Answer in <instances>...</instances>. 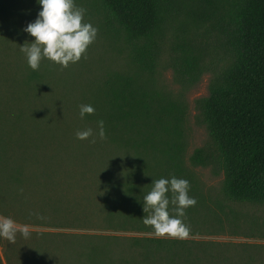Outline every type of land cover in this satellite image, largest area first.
Listing matches in <instances>:
<instances>
[{
	"label": "rangeland",
	"instance_id": "374dc122",
	"mask_svg": "<svg viewBox=\"0 0 264 264\" xmlns=\"http://www.w3.org/2000/svg\"><path fill=\"white\" fill-rule=\"evenodd\" d=\"M1 3L0 216L29 225L30 235L17 233L14 243L0 239V264H264V203L228 199L222 171L190 161L208 139L196 100L208 94L210 71L185 84L166 50L152 70L143 71L101 0H74L85 9L83 22L97 29L80 60L61 67L44 58L34 71L20 46L34 40L23 29L41 6L37 0ZM118 74L135 78L155 101L183 107L179 160L188 175V195L196 200L181 218L189 228L186 239L154 236L143 223L148 213L142 210L140 217L132 205L126 214L135 216L118 217L125 184L143 172L141 160L150 159L134 136L114 140L106 127L103 139L97 135L96 96ZM85 104L95 111L81 118ZM89 128L92 136L77 138ZM147 186L143 195L153 185ZM166 195L171 200L173 194ZM174 207L170 202V215ZM136 218L142 224L130 220Z\"/></svg>",
	"mask_w": 264,
	"mask_h": 264
},
{
	"label": "trees",
	"instance_id": "16d2710c",
	"mask_svg": "<svg viewBox=\"0 0 264 264\" xmlns=\"http://www.w3.org/2000/svg\"><path fill=\"white\" fill-rule=\"evenodd\" d=\"M101 4L109 23L132 43L133 58L143 71L152 70L166 50L170 66L185 84L195 83L206 71L212 73L208 94L196 100L197 119L208 139L193 150L190 161L221 170L228 199L264 203V0H101ZM136 81L119 74L106 79L95 103L97 119L111 137L125 141L134 136L133 142L150 158L141 160L143 172L137 171V178L125 184L118 204L120 218L135 216L126 214L129 205L142 217L147 184L188 176L179 160L183 107L163 98L155 101ZM130 220L142 224L137 218Z\"/></svg>",
	"mask_w": 264,
	"mask_h": 264
},
{
	"label": "clouds",
	"instance_id": "9594fccd",
	"mask_svg": "<svg viewBox=\"0 0 264 264\" xmlns=\"http://www.w3.org/2000/svg\"><path fill=\"white\" fill-rule=\"evenodd\" d=\"M41 6L37 17L28 23L23 31L34 37L27 46H20L25 54L27 64L32 70H37L42 59L67 67L70 63L80 60L87 47L95 40L97 29L90 23L83 22L85 9L76 7L74 0H37ZM95 109L88 104L81 105L79 115L83 118L91 115ZM97 135L105 137L104 122H97ZM92 129L78 131V139L92 136ZM94 142V141H93ZM151 190L143 196L142 210L148 213L143 217V223L151 226L156 237L167 235L170 238L186 239L189 228L182 221L185 209L194 206L196 200L188 195L189 181L183 178H160L152 181ZM173 195L171 200L167 193ZM175 205L170 215L169 204ZM17 233L27 238L30 226L17 224L11 217L0 216V239L14 243Z\"/></svg>",
	"mask_w": 264,
	"mask_h": 264
}]
</instances>
